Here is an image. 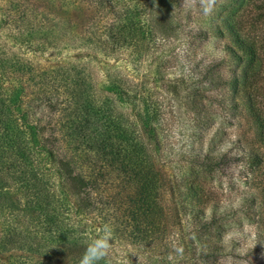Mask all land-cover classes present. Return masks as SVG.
<instances>
[{
  "label": "trees",
  "instance_id": "16d2710c",
  "mask_svg": "<svg viewBox=\"0 0 264 264\" xmlns=\"http://www.w3.org/2000/svg\"><path fill=\"white\" fill-rule=\"evenodd\" d=\"M143 1L165 18L156 16L145 28L139 0H7L5 19L16 29L10 35L14 46L27 51L53 57L63 50L113 56L123 45L140 46L136 42L143 43L148 35L173 28L164 21L170 12L168 0ZM239 22L232 21L233 40L253 61L261 48L264 53V44L257 47V39L241 32ZM11 55L0 54V256H6L2 264H79L86 243L99 235L100 227H93L95 212L101 209V216L109 204L120 221L112 225L111 242L120 237L157 240L170 216L182 229L179 185L161 164L158 114L150 104L141 112L130 107L138 95L142 97L133 90V81L110 74L101 80L72 62L36 67L19 53ZM250 68L243 73L248 111L242 116L255 135L241 145L234 160L254 170L264 163V113L251 93L259 74ZM157 74L164 78L160 69ZM214 141L191 157L193 165L205 171H190L196 174L189 190L197 205H207L210 196L203 192V183H193L203 176L208 184L206 173L233 160L228 152H218ZM164 191L169 193L168 207ZM216 207L209 220L198 216L199 227L191 235V243L199 240L202 250L211 249L201 251L202 256L216 251L215 240L221 236ZM209 225L216 229L207 232ZM99 264L124 263L109 255Z\"/></svg>",
  "mask_w": 264,
  "mask_h": 264
},
{
  "label": "rangeland",
  "instance_id": "374dc122",
  "mask_svg": "<svg viewBox=\"0 0 264 264\" xmlns=\"http://www.w3.org/2000/svg\"><path fill=\"white\" fill-rule=\"evenodd\" d=\"M168 2L170 12L164 21L173 28L165 34L156 31L153 36L148 35L143 43L136 42L140 46L123 45L111 55L117 58H112L103 52L86 56L79 50H63L61 56L53 57L48 52L40 54L14 46L10 35L16 29L9 27L5 19L9 14L8 2L0 0V54L10 57L14 52L19 53L36 67L72 62L83 67L85 72L94 71L101 80L106 74L129 77L133 81V90L142 94L133 104L129 103L130 107L140 112L149 104L155 108L158 114L156 128L162 143L161 164L178 182V197L184 203L183 228L180 229L170 216L164 235L157 240L152 236L142 241L141 237H120L111 242L110 256L114 260L124 264H152L155 261L159 264H264V163L252 170L242 161L234 160L237 153L242 152L241 145H247V140L253 141L255 135L251 123L242 116L248 111L243 73L250 67L259 74V82L253 85L251 93L264 113V53L261 48L258 58L251 61L250 55L238 50L231 32L232 21H241L238 23L241 32L256 38L257 47L264 44V0ZM136 4L143 9L140 18L145 28L156 16L165 18L146 1L139 0ZM209 5L211 11L205 13L204 9ZM159 69L164 78L157 74ZM212 138H215L212 144L217 151L228 152L233 160L206 173L208 184L203 176L193 183L196 187L203 183V192L210 196L207 205H197L189 186L196 174L205 171L197 164L194 166L191 157L206 150ZM247 147L252 148L251 144ZM191 168L196 170L195 175L190 174ZM163 197V203L168 207L169 193L164 191ZM214 205L217 206V229L221 236L215 240L216 251L209 255L204 253L205 257L201 251L210 252L211 249L202 250L199 240L191 243V235L198 226V216L209 220ZM112 206L106 205L107 209L102 212L105 219L101 220V209L95 212L93 227H100L99 235L104 225H110L113 231L112 225L116 227L120 223ZM199 209L202 212L197 211ZM89 225H92L91 221ZM207 227V232L216 229L215 225ZM180 235L184 236L182 240ZM145 241L150 242L147 247ZM0 259L2 264L6 256H0Z\"/></svg>",
  "mask_w": 264,
  "mask_h": 264
},
{
  "label": "clouds",
  "instance_id": "9594fccd",
  "mask_svg": "<svg viewBox=\"0 0 264 264\" xmlns=\"http://www.w3.org/2000/svg\"><path fill=\"white\" fill-rule=\"evenodd\" d=\"M214 2V0H213ZM205 13L211 11V6L205 7ZM112 229L110 225H104L102 234L86 243L84 252L79 259V264H99L106 260L112 248Z\"/></svg>",
  "mask_w": 264,
  "mask_h": 264
}]
</instances>
